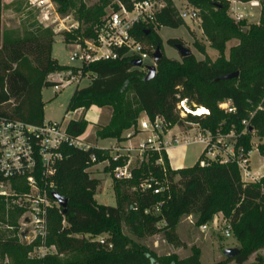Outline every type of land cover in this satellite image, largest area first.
I'll return each mask as SVG.
<instances>
[{"label": "trees", "instance_id": "16d2710c", "mask_svg": "<svg viewBox=\"0 0 264 264\" xmlns=\"http://www.w3.org/2000/svg\"><path fill=\"white\" fill-rule=\"evenodd\" d=\"M52 1L60 6V12L69 7L68 0ZM157 1H163L166 7L157 16L155 25L140 26L136 34L149 52L163 48L158 29L185 26L171 0ZM231 1L262 2L259 24L245 29V23L232 21L227 15ZM231 1L190 0L193 7L203 10L202 29L219 53L216 62L197 61L194 56L177 62L163 55L157 65V77L149 83L145 82V70L134 68L131 60L93 64L81 71L96 78L86 88L75 90L66 114L93 107L111 109V120L97 130L96 141H125L124 135L135 130L146 115L152 120L162 117L171 127L199 124L214 135L234 131L240 136L238 145L251 151L250 129L242 135L245 130L242 123L251 114H255L250 122L251 130L264 139V0ZM115 2L127 9L133 5L132 0H100L93 8L81 10L79 19L86 27L85 32L76 31L66 44L93 38L104 22L105 10L118 9ZM233 36L240 43L226 59V45ZM54 38L49 29L32 31L25 38L17 39L0 28V117L32 126L43 125L42 92L54 87L48 76L73 75L79 71L60 65L52 57ZM168 44L175 48L181 41L169 40ZM196 47L201 54L205 53L204 47ZM237 72V79L216 82ZM184 101L196 109L205 108L209 114H187L181 118L178 107ZM224 101L232 102L236 108L234 115L218 108ZM87 128L85 120L71 121L68 134L76 139ZM64 152L65 159L57 167L54 192L68 200L67 213L64 215L57 207L48 213L47 246L54 247L55 253L44 259L32 256L39 243L28 245L21 241L18 221L23 211L17 207L8 212L6 201L14 199L0 197V223L10 228L9 232L0 230V264H162L124 231L127 229L140 240L163 233L168 241L174 242L181 220L194 216L198 218V228L210 224L218 215L223 216L240 245L239 255L233 259L237 264L247 263L264 250V175L258 183L245 184L234 164L212 163L202 168L197 163L191 168L174 170L168 156L164 155L162 166L156 164L159 157L150 154L148 163L134 170L130 181H117L112 176L113 170L123 163L112 164L105 170L112 178L117 200V207L112 208L96 202L102 183L88 172L94 166L92 157L97 156L98 162L104 161V152L96 148L89 151L66 148ZM258 152L264 159V143ZM151 178L153 188L142 191L141 185ZM163 184L167 185L166 192L155 195L154 189ZM159 205L162 207L156 213ZM168 261L167 264H202L198 251L187 258L173 256Z\"/></svg>", "mask_w": 264, "mask_h": 264}, {"label": "built area", "instance_id": "2783aa9c", "mask_svg": "<svg viewBox=\"0 0 264 264\" xmlns=\"http://www.w3.org/2000/svg\"><path fill=\"white\" fill-rule=\"evenodd\" d=\"M31 5L37 6L41 12V24L46 29L55 32H67L74 34L80 30V25L73 22L70 17L61 18L57 13L52 0H28ZM181 9L175 6L180 19L185 23L200 21L198 11L191 5L190 0H179ZM231 1V0H224ZM174 2V1H173ZM233 5L240 3L232 2ZM247 5V4H243ZM251 8H258L259 2L249 3ZM258 5V7H256ZM117 10H111L104 18L102 26L95 31L91 39H79L70 45V61L79 69L77 74H55L53 89L56 92L75 84L80 86L83 82L91 83L96 77L91 74H83V68L99 62L119 60H131L142 62L143 69L148 73L145 61L151 60L154 65L153 54L141 44L137 38V30L140 26L155 25L157 16L166 7L163 1L136 0L131 9H127L117 2ZM235 11L234 9H232ZM244 16L238 14L236 21L244 20ZM152 66V65H150ZM218 108L228 115H234L236 108L230 101L219 103ZM180 117L186 118L187 114L195 115L187 110L185 103L178 107ZM261 110V107L258 108ZM209 114V113H208ZM251 114L249 120L242 124L245 127L242 135H246L250 129ZM144 135L146 139L133 144L131 141ZM88 135L79 138H71L68 134V124L62 122H44L41 126H32L20 121H9L0 117V174L3 182L0 183V197L13 198L17 207L23 211L21 225L26 228L20 233V239L26 244L39 243V247L33 252V257L44 259L55 253L54 247L47 246L48 240V213L59 206L53 201L52 193L55 189V177L57 167L65 159L66 148H76L89 151L96 148L104 152V161L98 162L97 156L92 157L94 166L88 171L103 167L104 171L111 168L112 164L123 163L113 170V178L117 181H130L133 171L139 169L143 163H148L149 155L156 154L159 159L157 165H164V155L175 149H184L192 146L203 148L198 163L205 168L212 163L221 165L234 164L238 167L243 183L255 184L263 177L259 172H254L251 166L253 149L246 151L238 145L240 136L234 131L229 134L218 132L213 134L204 130L201 125L185 123L171 127L164 118L157 117L154 120L146 115L142 117L135 130L124 135L125 141L117 142L110 148H97L87 143ZM264 172V164L261 168ZM109 175V174H108ZM154 179L151 178L143 185L142 191L151 190ZM157 184V182L155 183ZM167 185L163 184L159 189H154L155 195L165 193ZM9 191V192H8ZM162 205L156 207L159 213ZM222 229L225 238H231L232 231L228 222L223 218ZM220 219L215 217L208 224L221 228ZM200 227L202 232L207 231V226ZM22 235V236H21ZM26 235V237H25ZM103 244V242H101Z\"/></svg>", "mask_w": 264, "mask_h": 264}, {"label": "rangeland", "instance_id": "374dc122", "mask_svg": "<svg viewBox=\"0 0 264 264\" xmlns=\"http://www.w3.org/2000/svg\"><path fill=\"white\" fill-rule=\"evenodd\" d=\"M136 1V0H132ZM174 6L181 9V3L179 0H171ZM53 2V1H52ZM100 0H68L69 7L65 12L59 11V5L53 2L54 7L61 18L70 17L71 20L80 25L81 33L85 32L86 27L83 22L79 19L81 10L91 9L98 5ZM117 5V2L114 3ZM195 8V7H194ZM113 7H109L105 10V17L107 13L113 10ZM200 16V21L197 22H187L185 26L179 29H171L162 27L157 30V34L162 40L161 49L162 54L173 61L182 62V59L177 52V50L171 47L168 42L169 40H180L181 45L188 49L197 61L209 60L212 63L219 59V53L212 47L208 38L202 29V19L201 15L203 10L195 8ZM234 9L235 11H233ZM262 12V2H259L258 8H251L250 5H233L227 11L228 17L238 23H245L246 28L249 29L252 25H258L260 21V16ZM238 14L243 15L244 20L237 22L236 16ZM41 12L37 6L31 5L28 0H0V28L2 32H8L17 39H23L28 33L36 31L39 29L45 30L44 26L41 24ZM50 30V29H49ZM55 34L52 57L58 61L60 65L73 67L76 66L70 61L71 47L70 45L77 42L78 40L66 44L69 36L67 32L58 33L51 30ZM240 40L237 36L233 38L226 45L225 58L229 59L230 52L233 48L237 47ZM196 45L205 48V53L201 54ZM156 51V49H154ZM145 64L150 66L153 65L151 60L145 61ZM146 73V71H145ZM147 74V73H146ZM55 74L49 75L47 80L53 81L55 79ZM90 83L83 82L80 86L75 84L69 85L59 92H56L53 88L44 89L42 92V100L45 104L44 108V120L45 122H62L65 121L69 124L71 121L85 120L88 123V128L86 130L87 143L90 145H95L97 148L109 147L113 145L112 141H96V132L102 127L109 124L112 116V110L109 108L100 109L93 107L88 111L80 110L75 113L66 114L69 102L77 88H86ZM184 101L183 103H185ZM188 111L197 114V109ZM208 112V110H207ZM208 115V114H206ZM142 117H145L143 115ZM146 136L141 135L131 142L137 144L138 141H143ZM251 146L253 155L251 157V166L254 172H259L258 169L264 164V159L258 152V147L264 143V139L260 138L257 133L251 135ZM201 153V148L198 146H192L189 148H184L182 150H176L170 153L171 167L174 169L178 168H190L197 164L199 155ZM91 177L101 181L102 185L99 188L97 195L95 196L96 202L105 207H117V200L113 190V181L110 175H108L103 167L94 169L91 172ZM9 192V191H8ZM8 212H12L17 209V204L15 201H6ZM13 207V208H11ZM223 219L222 215L216 216ZM22 217L18 221L19 235L22 231H25L22 223ZM197 217H184L176 231L177 239L174 242L168 241L163 233H159L153 237H146L143 240L134 237L129 231L124 229L126 236L135 241L138 244L143 245L147 248L149 252H152L157 259L162 264H167L169 259L176 256L180 259L187 258L188 256L199 252L200 260L202 264H237L233 260H227L224 257V251L228 249H240L238 241L232 236L231 238H225L223 234L224 221H221V228L216 230L212 225L207 226V231L202 232L200 228L196 226ZM7 226L0 223V230L2 232L8 231ZM14 231V229H11ZM24 242L23 240H21ZM25 243V242H24ZM261 260H260V259ZM264 261V250L258 252V254L252 256L250 260L245 264H262Z\"/></svg>", "mask_w": 264, "mask_h": 264}, {"label": "water", "instance_id": "95a60500", "mask_svg": "<svg viewBox=\"0 0 264 264\" xmlns=\"http://www.w3.org/2000/svg\"><path fill=\"white\" fill-rule=\"evenodd\" d=\"M242 32L244 34H246L247 30H243ZM175 49L179 53L182 60L190 58L191 56H193V54L182 45L175 46ZM162 58H163V54L161 52L160 47H158L156 49L155 53L153 54L154 65L147 67L148 73L145 77V82L149 83V82L156 79V77H157V65L162 60ZM132 66L136 69H141L143 67L142 62H140V61L132 62ZM238 77H239V73L237 72V73H234L232 75L222 77V78L218 79L216 82L231 81V80L237 79ZM185 107L187 109H190V110L196 109V107H194L189 101L185 102ZM195 116H198V115L195 114ZM52 199H53V201H55L58 204L59 208L62 210V213L65 215L67 213V209H68V205H69L68 200L61 197L56 192L52 193ZM25 237H26V235H25ZM239 252H240L239 249H228V250L224 251V257L227 260H233L239 255Z\"/></svg>", "mask_w": 264, "mask_h": 264}, {"label": "crops", "instance_id": "0c3cea01", "mask_svg": "<svg viewBox=\"0 0 264 264\" xmlns=\"http://www.w3.org/2000/svg\"><path fill=\"white\" fill-rule=\"evenodd\" d=\"M108 141H112V143H113V145H111V146H109V147H102V148H104V149H106V148H110V147H112V146H114L115 144H116V141H114V140H108ZM106 142V141H105ZM198 147H200V146H198ZM201 148V153H200V155H199V158H198V161H199V159L201 158V155H202V151H203V148L202 147H200ZM176 150H182V149H175V150H172L171 152H173V151H176ZM170 152V153H171ZM170 153H169V157H168V159H169V162H170V166H171V161H170ZM263 159V158H262ZM198 163V162H197ZM196 165V164H195ZM193 167V166H192ZM172 168V167H171ZM191 168V167H190ZM172 169H174V168H172ZM180 169H186V168H178V169H174V170H180ZM258 171H259V173L261 174V175H264V172H263V170L261 169V167L258 169ZM91 174V173H90Z\"/></svg>", "mask_w": 264, "mask_h": 264}, {"label": "bare ground", "instance_id": "6f19581e", "mask_svg": "<svg viewBox=\"0 0 264 264\" xmlns=\"http://www.w3.org/2000/svg\"><path fill=\"white\" fill-rule=\"evenodd\" d=\"M256 7H258V5H256ZM197 110H198L197 111L198 116H203V115H206L209 113V112H207V110L205 108H198Z\"/></svg>", "mask_w": 264, "mask_h": 264}]
</instances>
